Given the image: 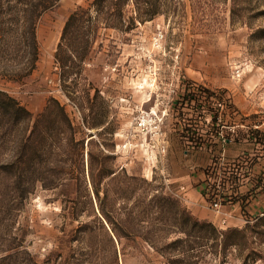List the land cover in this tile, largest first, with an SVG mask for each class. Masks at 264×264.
Segmentation results:
<instances>
[{
    "label": "rangeland",
    "instance_id": "1",
    "mask_svg": "<svg viewBox=\"0 0 264 264\" xmlns=\"http://www.w3.org/2000/svg\"><path fill=\"white\" fill-rule=\"evenodd\" d=\"M38 1L0 0L1 12L15 18L5 28L29 26L22 16H34ZM159 1L161 13L150 21L132 24L135 7L128 0L123 9L125 27L100 24L81 72L74 59V64L67 63L69 73L62 76L55 53L70 12L88 9L93 0H59L39 16L34 23L38 58L30 74L21 60L0 59V90L32 114L18 134L28 133L47 100L54 98L78 129L76 138L84 141L86 168L85 187L76 192L66 185L43 189L38 184L18 201H12L0 173V264H148L147 260L165 264L126 240L123 255L121 246H114L94 219L84 190L87 187L91 193L87 171L91 158L109 155V166L161 186L176 198L177 184L168 179L186 169L189 161L200 164L203 153L210 156V164L197 169L211 181L221 183L238 167L237 161L222 160L213 137L224 144L231 133L221 127L224 123L254 120L255 114L247 118L233 114V102L240 104L244 98L258 105L262 110L258 118L264 122V0ZM90 12L94 18L93 9ZM201 88L216 95L209 99L208 112L205 98L197 104L188 97ZM215 101H222L224 108L213 107ZM196 124L198 128H193ZM195 133L202 135L207 148L196 155L187 144ZM233 134L250 135L243 128ZM258 137L264 154V131ZM11 139L12 135L0 133V164L10 154ZM75 207L79 215L73 219ZM252 219L240 228L244 243L238 251L229 249L225 263L206 258L200 264H264V215Z\"/></svg>",
    "mask_w": 264,
    "mask_h": 264
},
{
    "label": "trees",
    "instance_id": "2",
    "mask_svg": "<svg viewBox=\"0 0 264 264\" xmlns=\"http://www.w3.org/2000/svg\"><path fill=\"white\" fill-rule=\"evenodd\" d=\"M127 1L93 0L88 9L77 7L70 12L55 53V61L62 70V76L69 73L71 65L67 63L74 64V59L78 61L81 72L89 46L94 41L95 30L100 24L116 29L125 27L123 9ZM132 1L135 7L132 24L135 20L140 23L150 21L161 13L159 0ZM58 2L39 0L34 16H22L24 23H30L23 30L5 28V24L15 21V18L4 15L0 5V59L9 62L19 59L26 66V74H30L38 58L34 23L45 10ZM63 88L65 92L68 91L67 85L63 84ZM65 96L70 98L67 93ZM215 96V92L204 88L188 93L189 100L193 98L197 104H201V99L205 98L208 101L207 112L209 99ZM232 110L236 112L233 107ZM31 120L32 114L24 106L0 90V133L13 136L9 142L10 154L0 164V173L5 178L6 189L12 194V201L26 199L38 184L43 189L66 185L72 192L85 187L84 141L76 138L78 129L64 106L58 100L49 98L43 112L34 119L30 131L18 134L20 125ZM211 120L214 121L215 116ZM193 128H198V125ZM249 133L259 143V132ZM193 135L187 144L191 148L203 147L202 135ZM111 159L104 154L94 161L89 159L87 171L91 193L87 187L84 190L92 206V216L114 246L115 243L121 246L123 255L122 240H126L139 252L159 256L165 264H200L206 258L225 263L229 249L238 251L244 243L243 229L220 230L208 221L198 220L176 197L163 191L161 186L130 175L124 169L109 166L108 161ZM78 215V207L73 208L72 218ZM147 263L151 261L147 260ZM87 264H91L90 261Z\"/></svg>",
    "mask_w": 264,
    "mask_h": 264
},
{
    "label": "crops",
    "instance_id": "3",
    "mask_svg": "<svg viewBox=\"0 0 264 264\" xmlns=\"http://www.w3.org/2000/svg\"><path fill=\"white\" fill-rule=\"evenodd\" d=\"M233 109L242 117H249L255 114L253 121L245 120L243 124H238L234 119L229 123L221 126L223 129L231 132L224 139V144L220 145V137H213L214 142L218 141L220 151L219 156L226 164H232L237 159L241 160V175L236 177L234 174L225 175L219 188L224 196L222 210L226 213L227 228H243L246 224L252 222V218L264 215V154L262 147L255 142L251 134L237 138L233 134L237 128L246 129L247 132H263L264 122L258 114L262 110L253 101L244 98L240 104L235 102ZM233 111V110H232ZM203 132V130H201ZM209 142H211L209 140ZM248 148H245V147ZM194 155L201 154L198 151H207V148L196 147ZM201 163L190 162L187 168L181 170L178 175L172 176L169 180L177 184L176 196L180 202L195 216L198 220H205L219 228V216L215 215L209 207L205 192L209 185V177L203 170L198 167L208 166L210 156L206 153L201 155ZM196 168V170H195Z\"/></svg>",
    "mask_w": 264,
    "mask_h": 264
},
{
    "label": "built area",
    "instance_id": "4",
    "mask_svg": "<svg viewBox=\"0 0 264 264\" xmlns=\"http://www.w3.org/2000/svg\"><path fill=\"white\" fill-rule=\"evenodd\" d=\"M213 107L217 108L218 110H222L224 108V103L222 101H215L212 104ZM238 167L232 169L229 174H234L236 177L241 175V160L237 161ZM210 179V178H209ZM209 184H213V187L207 186V190L205 192L206 199H209V207L214 212L215 215L219 216V228H223L226 225V213L222 210V202H223V194L219 188V181L209 180Z\"/></svg>",
    "mask_w": 264,
    "mask_h": 264
},
{
    "label": "bare ground",
    "instance_id": "5",
    "mask_svg": "<svg viewBox=\"0 0 264 264\" xmlns=\"http://www.w3.org/2000/svg\"><path fill=\"white\" fill-rule=\"evenodd\" d=\"M143 121H145V119Z\"/></svg>",
    "mask_w": 264,
    "mask_h": 264
}]
</instances>
